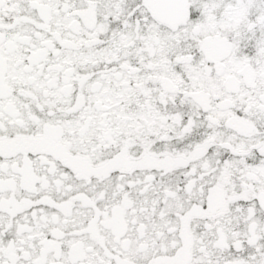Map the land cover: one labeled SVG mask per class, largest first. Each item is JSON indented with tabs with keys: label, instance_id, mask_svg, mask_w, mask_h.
Wrapping results in <instances>:
<instances>
[{
	"label": "snow or ice",
	"instance_id": "6c2138e0",
	"mask_svg": "<svg viewBox=\"0 0 264 264\" xmlns=\"http://www.w3.org/2000/svg\"><path fill=\"white\" fill-rule=\"evenodd\" d=\"M0 264H264V0H0Z\"/></svg>",
	"mask_w": 264,
	"mask_h": 264
}]
</instances>
